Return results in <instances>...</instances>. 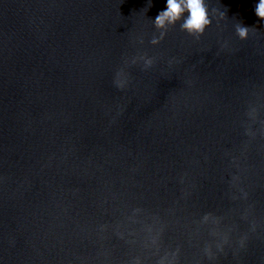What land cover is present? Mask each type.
Here are the masks:
<instances>
[{"label": "water", "instance_id": "water-1", "mask_svg": "<svg viewBox=\"0 0 264 264\" xmlns=\"http://www.w3.org/2000/svg\"><path fill=\"white\" fill-rule=\"evenodd\" d=\"M258 3L0 0V264H264Z\"/></svg>", "mask_w": 264, "mask_h": 264}, {"label": "clouds", "instance_id": "clouds-1", "mask_svg": "<svg viewBox=\"0 0 264 264\" xmlns=\"http://www.w3.org/2000/svg\"><path fill=\"white\" fill-rule=\"evenodd\" d=\"M187 13V16H185ZM255 14L264 20V0H259L255 6ZM183 19L181 28L190 35L203 34L205 29L210 26L211 20L205 0H167L166 10H162L155 17L154 25L163 28L166 24L175 25ZM249 28L237 26V34L241 40L247 39ZM152 43H158L153 40ZM150 63V62H149Z\"/></svg>", "mask_w": 264, "mask_h": 264}]
</instances>
